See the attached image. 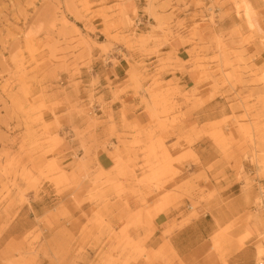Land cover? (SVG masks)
Instances as JSON below:
<instances>
[{"label": "rangeland", "instance_id": "rangeland-1", "mask_svg": "<svg viewBox=\"0 0 264 264\" xmlns=\"http://www.w3.org/2000/svg\"><path fill=\"white\" fill-rule=\"evenodd\" d=\"M178 63L201 75L174 95ZM121 64L147 123L98 117ZM207 102L220 118L186 125ZM219 161L238 202L205 172ZM263 195L264 0H0V264L264 263ZM202 219L216 229L181 256L170 238Z\"/></svg>", "mask_w": 264, "mask_h": 264}, {"label": "crops", "instance_id": "crops-1", "mask_svg": "<svg viewBox=\"0 0 264 264\" xmlns=\"http://www.w3.org/2000/svg\"><path fill=\"white\" fill-rule=\"evenodd\" d=\"M187 50L188 48L186 46H182L181 44L176 42L168 44L163 50V53L165 57H167L168 54H171L174 58L178 56L183 62H186L187 60H189L188 57L184 56ZM200 75L201 73L197 70H193L190 64L181 65L180 63H178V68L169 69L162 74V81L166 83L167 91H169L171 94L176 95L178 90L185 91L195 86L196 82L200 79ZM127 80V69L122 64L117 66L116 68H111L109 73H101L99 85H97L95 88L98 97H102L104 102V104L101 102V108L98 114V117L101 121H107L112 118L115 123L119 126H121L125 119L131 121L135 120V118H138V120L142 123L148 122L149 117L146 114L145 105L142 103L141 100L142 94H139L138 96V93H136L133 89L126 88L125 82ZM109 85L113 86V88H109ZM117 85H121V88L118 90L123 91L120 92L118 96L114 94V91H118L117 89L115 90V87H117ZM202 93L205 97L209 94L208 89L205 88ZM213 101L214 99L210 100L209 102ZM209 102H207L201 109L191 112L190 115L185 118V124H197L196 122H199V124H204L213 121L214 118H220L217 115H213V111H209L211 109V107H208L207 105ZM106 125L107 123H104V127ZM207 146L208 143L206 142L205 147ZM207 161L208 162H205L203 164V166L206 168L208 167V164L212 162V160L209 159ZM101 165L104 167L108 166L107 160L103 159ZM214 165L216 170H205L211 180V184L215 188L222 190L221 198L230 197L232 199H235L236 202H238V200L241 198L239 196L240 193L233 196H231V194L226 195V191L229 189L228 187H226L227 183L221 182V185L215 184L217 183V180H214L212 176L221 169L222 161H219ZM195 170L197 171V169ZM226 174L228 175V179L231 180L230 175L231 177H233L235 173L229 170L226 171ZM236 183V181L230 182V185L228 186L236 185ZM220 186H222L221 189ZM211 204V209L213 210L212 213L214 214L232 215L238 214L245 210L244 207L239 206L237 207V211L229 212L227 208L221 205L220 198H217ZM171 214L179 215V211L172 209L169 212H162L159 216L161 225L168 224L171 221ZM179 220L180 218L177 219V221ZM194 225L192 226L191 223L187 224L170 238V241L173 243L174 247L177 249L181 256L189 257L191 255H194L197 252L199 244L205 240L204 237L203 241L200 242L198 237V230H205L207 236H210L216 229V223H208L203 219L200 220L199 223H196ZM158 231L159 233H156L153 238L154 244H157L155 246H159L162 242L161 233L163 232V228H159Z\"/></svg>", "mask_w": 264, "mask_h": 264}, {"label": "bare ground", "instance_id": "bare-ground-1", "mask_svg": "<svg viewBox=\"0 0 264 264\" xmlns=\"http://www.w3.org/2000/svg\"><path fill=\"white\" fill-rule=\"evenodd\" d=\"M262 252V251H261ZM258 264H264V263H258Z\"/></svg>", "mask_w": 264, "mask_h": 264}, {"label": "built area", "instance_id": "built-area-1", "mask_svg": "<svg viewBox=\"0 0 264 264\" xmlns=\"http://www.w3.org/2000/svg\"><path fill=\"white\" fill-rule=\"evenodd\" d=\"M264 196V195H263Z\"/></svg>", "mask_w": 264, "mask_h": 264}]
</instances>
